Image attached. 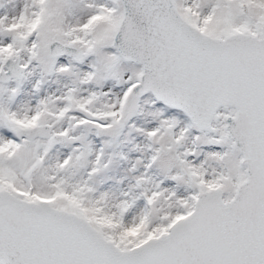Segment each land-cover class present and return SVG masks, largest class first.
<instances>
[{"label":"snow or ice","instance_id":"obj_1","mask_svg":"<svg viewBox=\"0 0 264 264\" xmlns=\"http://www.w3.org/2000/svg\"><path fill=\"white\" fill-rule=\"evenodd\" d=\"M0 264H264V0H0Z\"/></svg>","mask_w":264,"mask_h":264}]
</instances>
